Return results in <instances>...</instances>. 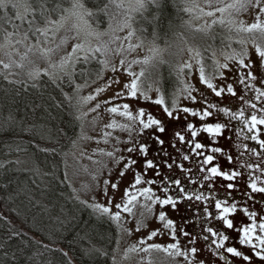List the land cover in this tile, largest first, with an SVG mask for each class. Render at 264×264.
I'll list each match as a JSON object with an SVG mask.
<instances>
[{"label":"snow or ice","instance_id":"snow-or-ice-1","mask_svg":"<svg viewBox=\"0 0 264 264\" xmlns=\"http://www.w3.org/2000/svg\"><path fill=\"white\" fill-rule=\"evenodd\" d=\"M151 2L157 7L160 5V0ZM63 3L64 0H26L21 5L20 0H0V53L7 57V62L0 59V77L9 85L24 83L12 79L17 75L13 68L23 69L26 62L32 63L30 55L39 53L47 61L48 68H30L27 75L31 86L38 87L36 82L46 76L48 82L55 85L53 91L59 89L62 100H70L63 92L67 78L77 93L74 119H82L88 111L101 110L102 103L107 106L108 113L125 118L127 123L117 124L112 120L105 128H119L127 133V139L115 137L111 150L99 149L98 152L114 162L119 177L130 176V181L121 192L120 202L107 201L112 208L95 207L108 214L111 220L120 222L125 213L134 216L133 209L139 204L145 210L140 213L141 220L135 228L139 232L146 216L158 206L155 218L162 227L139 240L145 252L161 250L182 259L183 264H237L235 258H239V264H264V45L254 38L255 34L264 37V0H204L203 7L196 0H186L184 11L204 20L196 31H209L217 25L226 27L229 33L234 31L241 37L235 41L240 47L226 54L225 62L214 60L213 70L207 75L196 52L194 55L200 64L199 84L203 87L186 84L180 93H173L170 104L163 96L152 99L146 91L140 90L138 81L144 72L137 74L132 66L147 64L149 58L141 61L128 59V55L144 46L142 40L135 45L129 43L127 49L122 44H117L115 49L108 44L94 46L90 38L98 39L103 35L90 23L97 12L89 9L85 0H70L69 7H63ZM115 7L124 9V21L118 30L126 28L123 40L130 42L135 36L130 13L143 9L144 2L127 0L126 4L121 2ZM253 10L257 13L253 22L246 23L242 14ZM69 19L75 20L74 35L59 37ZM244 35L253 36L254 51L249 50L248 40L242 38ZM70 40L74 41L71 50L58 63L53 61L52 57ZM119 40L120 37L113 35L111 42ZM149 51L156 53L158 49L152 46ZM110 55L122 58L113 62ZM93 62L99 67L93 68ZM185 69L192 71L193 64L186 62L179 72L184 73ZM109 72L112 75L106 78ZM122 73L129 77L128 82L122 83L117 78ZM229 74L234 79H230ZM76 77L83 83H77ZM113 85L118 86L114 94L101 103L98 97ZM85 87L91 91L86 96L79 95ZM225 97L236 102L224 105ZM6 98L7 90L5 96L0 97V103ZM141 98L160 106L163 116L146 113L143 107L133 110L132 102L139 104ZM62 100L51 94L47 99L43 95L40 97V105H47L53 123L50 137L57 141L67 135L59 123ZM93 101L96 103L85 111V106ZM181 121L183 126L169 135L170 123ZM111 136L110 132H104L96 144L109 145ZM33 147L47 156L58 154L55 147L40 144ZM16 163L19 165L20 161ZM3 167L0 164V168ZM108 175L111 177L112 173ZM66 178L67 173L64 174ZM54 182L53 173L54 186L50 189L53 198L58 187ZM103 184L106 197L109 188L112 191L119 188L112 179H105ZM182 204L193 207L200 223L199 233L178 228L171 218L170 212L178 211ZM161 232L170 236L166 246L153 243L144 247ZM181 237L185 238L183 245ZM201 239L204 244L197 247ZM30 240L31 237L23 232H12L0 240V256L3 257L0 264H27L24 255ZM11 241H16L17 245L9 253ZM137 250L135 245L129 249Z\"/></svg>","mask_w":264,"mask_h":264},{"label":"trees","instance_id":"trees-1","mask_svg":"<svg viewBox=\"0 0 264 264\" xmlns=\"http://www.w3.org/2000/svg\"><path fill=\"white\" fill-rule=\"evenodd\" d=\"M171 2L163 0L154 23L145 31L162 44H169V37L179 34L188 16L182 0L177 4ZM85 3L99 15H105V8L108 11L110 6L109 0ZM68 6L70 0H64L63 7ZM98 67L97 64L94 68ZM177 80L172 73L164 72L162 87L169 97ZM76 82H82L80 77H76ZM36 83V88L31 86L32 82L9 85L0 77V97L7 90V98L0 103V164L4 166L0 168V240L12 232L31 237L24 255L27 264H113L118 225L79 200L64 179L67 157L81 133V121L73 116L74 85L65 78L63 92L71 99L62 100L60 90L53 91L55 85L46 76ZM50 94L62 100L59 123L67 135L58 141L49 134L53 127L49 109L40 105L41 95L47 99ZM34 144L55 147L58 154L47 156L36 151ZM53 173L58 185L55 198L50 194ZM10 245L9 253L17 242L11 241Z\"/></svg>","mask_w":264,"mask_h":264},{"label":"rangeland","instance_id":"rangeland-1","mask_svg":"<svg viewBox=\"0 0 264 264\" xmlns=\"http://www.w3.org/2000/svg\"><path fill=\"white\" fill-rule=\"evenodd\" d=\"M171 1L172 4L181 2V0ZM25 2H21V5ZM121 2L126 4L127 0H112V3L108 6L109 10L104 13L105 15H99V13H97L96 16L90 18V23L93 28H96L103 34L98 39L95 37L90 38L91 43L94 46L97 44H108L112 49H115L117 44H122L123 47L127 49L129 43L135 45L142 40L144 46L137 48L134 52L128 55V59H138L143 61L145 58H149V63L134 64L132 68L137 74L141 71L144 72V75L139 77L138 81L140 90L146 91L152 99L163 96L166 103L170 104L173 93H180L181 89L186 84H193L198 88L203 87L199 84L198 69L200 64L197 63V58L194 55L196 52L199 53V59L202 61L207 75L213 70L214 60L223 63L225 62L226 54L231 53L233 49L238 50L240 47L235 41L241 37L237 36L234 31L229 33L226 27H220L217 25L209 31H196L197 28H200L204 24V20H198L195 18V14L190 15L189 13L184 20V26L183 24L181 25L182 28L179 34L173 35L172 37L170 36L168 39V41H170L169 44L159 43L153 37L146 35L145 31L147 26L151 25L150 23H154L155 16L158 13V9L163 0H160L159 7L153 4L151 0H143L144 8L130 13L132 16V28L135 30V36L130 42L125 41L123 40V37L126 35L127 29L125 28L123 31L118 30L119 26L124 21V9L115 7L116 4ZM185 2L186 0H182V4H184V6ZM196 2L202 7L204 6V0H196ZM150 10L153 12L149 13ZM256 14L257 13L253 10L250 13L242 14L241 18L244 19L246 23H251L253 22ZM110 17H113V19L110 20ZM74 23V19H69L65 24L64 29L59 32V37L74 35ZM113 29L117 30L113 32ZM113 35L120 37V40L117 41V43L111 42ZM230 36L231 40L229 39ZM242 38L248 40L249 50L254 51L251 44L253 36L244 35ZM254 38L258 44L264 45V37H261L259 34H255ZM73 43L74 41L70 40L64 48L57 51V53L52 57L53 61L58 63L60 58L66 52L71 50ZM152 46L158 49V52H150L149 47ZM21 51H23V49H21ZM97 55L99 56V54ZM14 58L17 60L19 59L18 57ZM120 58L122 57H115L112 55L109 56V59L113 60V62H118ZM0 59L7 62V57H5L3 53H0ZM29 59L32 63L28 64L26 62V66L23 69L13 68V71L17 73V75L13 76L12 79L23 81L25 83L32 82L29 80L27 75L30 68L39 67L41 70L48 68L47 61L41 57L39 53L30 55ZM186 62L193 64L192 71L185 69L184 73H180L179 68ZM96 66L97 64L93 62L92 67L94 68ZM164 72L169 74L172 73V75L176 78L178 77L177 81H179L176 84V89L174 90V86V91H170V97L169 94L165 93L162 87ZM111 75L112 73L110 72L106 73V78ZM229 77L230 79H234V77H231V74H229ZM117 78L120 79L122 83L128 82L129 80L126 73H122ZM77 83H83V81ZM93 87H95V85H93ZM117 87L118 86L113 85V88L105 93H102L100 97H98V100L102 103L103 100L110 98L114 94ZM90 91V88L85 87L79 95L86 96ZM76 96L77 93L74 91L75 104ZM211 98L212 97L209 96V99ZM122 102L125 101H121V103ZM235 102L236 101L233 98L228 97H225L223 100L224 105ZM95 103L96 101H93L91 104L85 106V111L91 108ZM182 103L188 102L182 101ZM106 107L107 106L102 103L101 110H98L95 113L88 111L87 115L80 119L81 133L74 148L67 157L65 168V173H67L66 179L69 182L75 196L98 213H102V211L100 208H96V205L112 208L113 205L107 203L109 199L113 200V204L120 202L121 192L128 186L130 181V176H126L124 178L119 177L118 169L113 167L114 162L107 156L99 155L98 152L99 149L111 150V144L114 142L113 138L115 137H119L122 140L127 139V133L122 132L119 128L115 130L105 128V125L111 123L112 120H115L117 124L127 123L125 118L116 114L108 113L106 111ZM131 107L136 111H138L140 107H143L146 113L151 112L157 117L163 116L162 108L160 106L152 104L151 101H145L143 98L139 100V104L132 102ZM182 126L183 121L171 122L169 135H171V131L177 130ZM104 132H110L112 134L109 145L106 146L103 142L97 145L96 140L101 139ZM89 137H91V139H89ZM148 143L151 144L152 141L149 140ZM152 155H156L155 151L152 152ZM109 172L112 173L111 177L108 175ZM105 179H112L114 182L119 184V188L116 191H112L109 188V195L107 197L104 195L105 185L103 184V181ZM140 203H143V200H141ZM157 208L158 206L153 209L151 214L146 216V219L141 224V230L139 232L135 231V228L137 222L141 220L140 213L145 211L139 207V204H137V206L133 209L135 213L134 216H128V214L125 213L123 214V218L120 222L115 221L119 228V236L113 257V264H183L182 259L176 258L175 256L169 255L167 252L161 250L150 249L145 252L139 244V240L146 239L147 235H149L152 230L162 227L159 221L155 218ZM170 216L175 220L178 228H185L189 232H200V223L198 222L192 206L182 204L179 206L178 211L170 212ZM129 232H131V235H129ZM169 242L170 236H168L166 232H161L158 237L153 238L151 241H147V244L144 245V247H148L153 243H159L166 246ZM184 243L185 238L181 237V244L183 245ZM203 244L204 241L201 239L198 242L197 247H200ZM133 245H135L138 249L135 252L129 251ZM205 259H207V255H205ZM235 259L237 260V264H239V258ZM221 264H223V262H221Z\"/></svg>","mask_w":264,"mask_h":264}]
</instances>
